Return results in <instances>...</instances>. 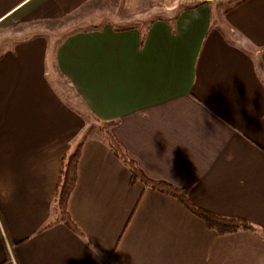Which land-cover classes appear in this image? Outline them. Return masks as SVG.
<instances>
[{
  "label": "crops",
  "instance_id": "obj_1",
  "mask_svg": "<svg viewBox=\"0 0 264 264\" xmlns=\"http://www.w3.org/2000/svg\"><path fill=\"white\" fill-rule=\"evenodd\" d=\"M91 1L0 0V23L35 28ZM192 9L174 33L162 19L103 23L55 45L34 31L1 48L0 264H264V0L224 11L228 38L209 8ZM85 111L120 120L113 133L147 177L252 228L219 235L172 197L130 185L91 136L67 202L78 231L69 229L54 197Z\"/></svg>",
  "mask_w": 264,
  "mask_h": 264
},
{
  "label": "rangeland",
  "instance_id": "obj_2",
  "mask_svg": "<svg viewBox=\"0 0 264 264\" xmlns=\"http://www.w3.org/2000/svg\"><path fill=\"white\" fill-rule=\"evenodd\" d=\"M234 1L235 0H92L91 4L84 8L82 12L67 16L62 20L51 21L47 25L37 26L35 28L29 27L28 29L26 26L28 25L27 23L16 25H9L7 22L0 23V51L2 50L1 48H5V44H8L6 43L7 41L24 39L34 31L45 32L48 34L47 38L50 43L55 45L65 34L89 29L103 23H109L118 28L132 25L145 27L151 20L161 18L162 22L166 23L172 29V33H174L178 15L183 13L180 10L190 5H197V8L205 5L209 8L212 26L225 32L228 38V35H234V33L229 32V29L224 27L222 18L226 8ZM198 2L205 3L197 4ZM53 76L55 77V75ZM57 81L58 82L54 80L55 86L62 93H67L68 98L71 99L70 93L66 90V87L61 84L58 76ZM72 102L77 105L74 99ZM85 115L88 128L96 132L98 127H102L103 121H99L97 118L92 117L89 113H86V111Z\"/></svg>",
  "mask_w": 264,
  "mask_h": 264
},
{
  "label": "trees",
  "instance_id": "obj_3",
  "mask_svg": "<svg viewBox=\"0 0 264 264\" xmlns=\"http://www.w3.org/2000/svg\"><path fill=\"white\" fill-rule=\"evenodd\" d=\"M242 1L243 0H235L226 8V10L234 7ZM201 3L205 2H198L197 4ZM196 6L197 5L186 6L180 11L192 9ZM156 19L161 18H155L151 20L149 24ZM128 27H133V25L121 27L119 29ZM119 123L120 120H105L102 123V127H98L96 132L91 130V128L87 127V129L83 133V137L81 138V140H79V142L76 143L74 148L70 149L64 156L61 163L59 180L56 187V194L54 197V209L55 212H57V215L59 217L58 219L65 226H67L73 231H78L67 212V202L76 182L77 164L82 144L86 138L91 136H98L103 140L108 149L128 170L130 176V185H133L135 182H140L144 187H148L159 193L172 197L173 199L177 200L189 213L201 220L206 228L215 231L219 235L228 234L239 229L252 228V225L248 221L239 216H221L213 213L208 209L194 205L189 200L188 187L186 186L177 187L169 182L163 180H153L147 177L136 165L134 160L127 156L123 145L115 137L113 129L118 126Z\"/></svg>",
  "mask_w": 264,
  "mask_h": 264
}]
</instances>
